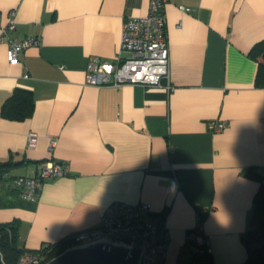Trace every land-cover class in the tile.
Segmentation results:
<instances>
[{"label": "crops", "instance_id": "1", "mask_svg": "<svg viewBox=\"0 0 264 264\" xmlns=\"http://www.w3.org/2000/svg\"><path fill=\"white\" fill-rule=\"evenodd\" d=\"M148 11L149 0H0V35L16 25L0 43V228L16 227L19 249L71 241L115 202L149 203L142 221L162 217L170 232L164 264H192L198 250L187 234L199 221L213 264L247 261L264 184V87L250 55L264 41V0H167L169 80L88 85L89 62L114 63L125 18ZM28 37L39 47L10 63L9 40ZM18 89L34 110L6 119ZM218 122L227 127L212 131ZM49 161L69 174L22 199L13 180Z\"/></svg>", "mask_w": 264, "mask_h": 264}, {"label": "built area", "instance_id": "2", "mask_svg": "<svg viewBox=\"0 0 264 264\" xmlns=\"http://www.w3.org/2000/svg\"><path fill=\"white\" fill-rule=\"evenodd\" d=\"M167 0H149L146 16L126 17L123 24L119 54L114 63L99 58L92 59L87 67V81L95 87H121L127 84H139L146 88L161 87L169 80L170 57L165 34L166 15L164 7ZM14 15V13H12ZM16 29L10 22L1 30L0 43ZM41 39L28 37L23 40H9L7 58L16 63L26 50L39 47ZM225 122L212 123L214 132L223 131ZM29 145L35 146L36 137L30 135ZM56 141L51 140V146ZM69 174L67 164L49 161L43 163L34 177H17L13 184L20 190L22 199L34 201L40 195L43 184L51 179ZM149 203L128 204L115 202L103 213L99 227L76 234L69 247H77L96 241L140 244L144 249L142 264H164L170 244V232L164 219L159 217L153 223H144L142 215L149 211ZM187 241L200 253H210V240L204 234L202 223L191 229ZM44 247L39 252L25 251L18 264H43L50 249Z\"/></svg>", "mask_w": 264, "mask_h": 264}, {"label": "trees", "instance_id": "3", "mask_svg": "<svg viewBox=\"0 0 264 264\" xmlns=\"http://www.w3.org/2000/svg\"><path fill=\"white\" fill-rule=\"evenodd\" d=\"M250 55L258 62L259 71L256 79L258 87H264V41L255 45ZM34 110V103L30 92L22 89L15 91L2 108V116L11 120H24L30 117ZM7 164L0 163V176ZM4 169V170H3ZM257 210L252 223V230L246 239L248 259L244 264H264V184L256 196ZM1 245L0 251L6 264H18L21 255L25 252L17 246L16 227L0 228ZM71 245V241L64 240L50 244L47 254V263L61 254ZM45 248V249H46ZM192 264H213L211 253L195 252Z\"/></svg>", "mask_w": 264, "mask_h": 264}, {"label": "water", "instance_id": "4", "mask_svg": "<svg viewBox=\"0 0 264 264\" xmlns=\"http://www.w3.org/2000/svg\"><path fill=\"white\" fill-rule=\"evenodd\" d=\"M143 253L140 244L96 241L69 247L45 264H142ZM0 264H6L1 251Z\"/></svg>", "mask_w": 264, "mask_h": 264}]
</instances>
